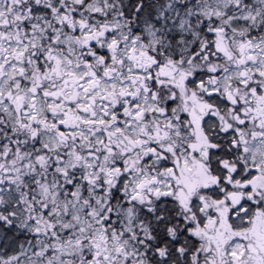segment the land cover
Here are the masks:
<instances>
[{
  "label": "flooded vegetation",
  "instance_id": "obj_1",
  "mask_svg": "<svg viewBox=\"0 0 264 264\" xmlns=\"http://www.w3.org/2000/svg\"><path fill=\"white\" fill-rule=\"evenodd\" d=\"M156 38L130 28L98 33L96 5L86 0H0V142L20 138L34 167H46L54 155L59 183L80 164H89L81 180L95 183L93 167L102 163L110 204L118 200V208L104 210L105 227L84 226L106 231L107 247L110 239L141 238L134 224L153 197L171 202V210L156 211L170 212L171 229L179 228L180 214L189 216L182 227L193 260L264 264V186L252 178L257 198L247 209L243 159L256 150H247L241 114L228 109L235 124L227 122V92L222 84L215 90L219 84L205 58L185 72L182 58L160 56ZM262 42L255 41L257 50ZM212 53H221L216 38ZM243 66L240 58L241 79ZM169 87L174 92L163 104L155 89ZM252 116L255 139L257 111ZM90 213L81 209L79 215ZM116 214L125 220L114 224ZM180 250L175 245L176 254Z\"/></svg>",
  "mask_w": 264,
  "mask_h": 264
},
{
  "label": "trees",
  "instance_id": "obj_2",
  "mask_svg": "<svg viewBox=\"0 0 264 264\" xmlns=\"http://www.w3.org/2000/svg\"><path fill=\"white\" fill-rule=\"evenodd\" d=\"M94 1L97 7L98 33L107 28H113L115 35L124 33L126 29L133 27L143 9L151 15L152 10L158 6L161 9L156 14L161 17L145 32L157 34L155 42L160 44L156 48L162 50L160 56L168 60L182 58V70L185 72L189 71L194 61L205 58L208 65L206 67H210L211 76L219 84L215 90L218 92L222 84L227 92L224 105L227 122H234L233 114H229L228 109L241 114L243 135L250 140L248 146L256 150L255 157L251 154L245 156L242 167L244 206L252 208L250 202L257 198L252 197V178L257 179L259 189L264 184V53L258 52L255 57L249 55L252 49L250 45L257 40H264L262 14L259 17L263 19L262 24L252 25L242 35H235L234 30L222 25L224 16L214 17L209 11L203 10L204 4L210 0ZM240 3L239 6L235 2L232 11L225 18L234 14L233 10L244 12L248 9L256 12V7L259 6L256 0H241ZM134 6L139 7L133 12ZM228 22L235 28L240 23L233 17ZM223 34H226V38ZM213 38H216L218 51L221 50V53H212ZM246 57L255 62H245L249 67L243 66L246 77L241 79L239 61L240 58L245 61ZM159 91L165 104L174 88H156L157 96ZM216 99L222 109L224 101L220 96ZM234 100L236 105H232ZM255 111L259 135L256 139H251V131H254L256 125L252 116ZM230 137H234V133H229L228 138ZM258 140L262 143L261 146H253L252 143ZM29 156L26 144L20 138L9 137L7 142H0V264H95V259L101 264H207L206 259L190 258L193 243L182 227L190 224L189 216L180 214L177 222L179 228L173 230L170 212L165 216L159 213L161 209H172L169 200L163 199L159 204L156 198L151 197L145 202L146 215L138 216L134 224L137 226L136 235L141 237L136 241L110 239V246L107 247L103 242L108 234L106 231L90 228L81 232L72 230L75 224L74 210L82 203L92 212L86 215V220L101 227L106 226L104 210L118 208V200L110 204L106 167L99 161L93 167L94 176L98 179L95 183L81 180L88 171L85 165L89 164H80V167L70 169V173L76 174L67 175L68 181L59 183L61 174L54 155L44 168L34 167ZM26 162H29L27 167ZM94 210L96 213H93ZM125 218L116 214L114 220L118 221L114 224H120ZM167 225L168 229L165 228ZM174 233L175 243L172 240ZM118 235L121 238L124 236L123 233ZM175 245L183 249L179 254L175 252Z\"/></svg>",
  "mask_w": 264,
  "mask_h": 264
},
{
  "label": "rangeland",
  "instance_id": "obj_3",
  "mask_svg": "<svg viewBox=\"0 0 264 264\" xmlns=\"http://www.w3.org/2000/svg\"><path fill=\"white\" fill-rule=\"evenodd\" d=\"M73 1H78V0H73ZM160 1V0H159ZM259 2V6L256 7V12L254 10H249L247 9V11H236L233 10L234 14H231L228 18H225L226 15H229L230 12L232 11V7L234 6L235 2L239 3V6L241 5V0H210L208 3L204 4V8L203 10H207L209 11L210 15L214 16V17H221L224 16L223 21L221 22L222 25H224V28H231L233 31V33L235 35H241L244 32H247L252 25L258 26L260 24H262L261 18H264V0H256ZM123 7H125L124 5H121ZM254 8V6H252ZM160 9L158 6L152 10V14L148 15V12H145V9H143L140 13V17L138 18V20H135L133 23V27H131L130 29H137L138 32H145L146 29H148L150 27L151 24L157 22L159 20V17L156 13L160 12ZM97 12V9H96ZM262 14V16H261ZM190 15V13H189ZM231 17L234 18V20H239L240 23L238 25H236L237 27H233L228 20L231 19ZM257 46L258 44L253 43L252 49H254V47H256V51L257 50ZM264 47V45H263ZM260 49H262V47H259V51ZM256 51H253L250 53V57L255 56L256 55ZM258 51V52H259ZM262 53H264V49H262ZM250 60L248 59V62ZM252 61L255 62V60L252 59ZM238 62V61H237ZM247 62V61H246ZM252 64V62H251ZM246 68L249 67L248 64H246L245 66ZM259 147L261 146V142L258 140L257 142H253L252 145H256ZM251 148V146H247V150H249ZM261 149V148H260ZM44 190H46L44 188ZM45 193V192H44Z\"/></svg>",
  "mask_w": 264,
  "mask_h": 264
}]
</instances>
